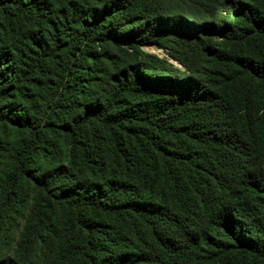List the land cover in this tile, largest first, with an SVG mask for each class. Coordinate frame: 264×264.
Here are the masks:
<instances>
[{
	"label": "trees",
	"instance_id": "1",
	"mask_svg": "<svg viewBox=\"0 0 264 264\" xmlns=\"http://www.w3.org/2000/svg\"><path fill=\"white\" fill-rule=\"evenodd\" d=\"M0 264H264V0H0Z\"/></svg>",
	"mask_w": 264,
	"mask_h": 264
},
{
	"label": "rangeland",
	"instance_id": "2",
	"mask_svg": "<svg viewBox=\"0 0 264 264\" xmlns=\"http://www.w3.org/2000/svg\"><path fill=\"white\" fill-rule=\"evenodd\" d=\"M143 48L148 51V52H151V53H154V54H157L159 56H166L164 51L161 49V48H158L157 46L155 45H152V44H145L143 45Z\"/></svg>",
	"mask_w": 264,
	"mask_h": 264
}]
</instances>
